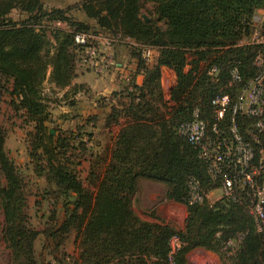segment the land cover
<instances>
[{"label": "trees", "instance_id": "1", "mask_svg": "<svg viewBox=\"0 0 264 264\" xmlns=\"http://www.w3.org/2000/svg\"><path fill=\"white\" fill-rule=\"evenodd\" d=\"M148 4L153 9L145 20ZM259 10H264V0H82L67 9L50 8L45 0H0V91L9 95L13 112L22 113L25 124L33 127L29 134L33 173L54 189L51 193L46 187L43 196L55 209L42 235L55 260L65 262V245L74 235V264H188L189 253L196 249L221 255L230 264H264V234L242 206L226 201L189 206V180L196 178L209 187V179L197 151L177 133L196 107L203 109L205 118L209 115L211 100L233 67L245 79L258 72L253 63L258 48L238 44L251 33ZM55 22L66 23L72 31L54 27ZM75 32L122 34L159 50L153 67L131 50L139 58V70H144L142 86L131 80L107 103L99 96L107 110L106 127L126 120L111 152L103 156L94 154L99 145L88 129L95 127L97 118L74 114L77 96L89 92L85 85H74L81 74ZM212 65L220 68L221 83L207 76ZM163 68L177 78L169 100ZM46 84L74 99L63 121L53 119ZM76 118L81 125L63 128L65 120ZM51 122L59 124L57 135H51ZM89 152L87 186L78 168L79 158ZM142 180L164 184L168 200L188 207L182 231L154 213L149 216L155 222L138 216L133 204ZM27 202L25 178L7 149V129L0 125L4 240L12 264H43L35 245L41 232L30 224ZM174 236L182 247L172 254ZM229 241L239 245L235 257L228 256Z\"/></svg>", "mask_w": 264, "mask_h": 264}, {"label": "built area", "instance_id": "2", "mask_svg": "<svg viewBox=\"0 0 264 264\" xmlns=\"http://www.w3.org/2000/svg\"><path fill=\"white\" fill-rule=\"evenodd\" d=\"M53 26L72 31L63 22H55ZM74 40L79 69L98 79L118 69L114 54L118 45L136 51L146 66L156 64L159 56L157 47L122 34L75 32ZM238 46L258 48L253 62L258 72L245 79L233 67L212 98L209 115L205 118L203 109L196 107L192 118L181 123L177 133L197 151L209 179V187L196 178L189 180V206H214L221 201L242 206L254 220L256 230L264 234V14L254 16L251 33ZM188 56L193 58L191 54ZM204 67L201 63V69ZM206 73L214 82H222L218 66H210ZM166 78L165 97L169 100L176 83L171 76ZM93 92L102 94L96 87ZM101 97L106 103L112 101V96ZM243 238L239 237V243ZM170 246L175 254L182 247L179 237L174 236ZM226 249L228 256H236L239 245L229 241ZM71 262L69 259L67 264Z\"/></svg>", "mask_w": 264, "mask_h": 264}, {"label": "rangeland", "instance_id": "3", "mask_svg": "<svg viewBox=\"0 0 264 264\" xmlns=\"http://www.w3.org/2000/svg\"><path fill=\"white\" fill-rule=\"evenodd\" d=\"M66 8H69L71 6H75L76 4H79L81 0H45V4L48 5L50 8H63L64 4H69ZM151 7H147L143 11V15L148 17L150 16V9ZM78 14V13H77ZM79 16V14L77 15ZM81 71V70H80ZM84 73L81 71V74ZM163 84V83H162ZM176 85V84H175ZM164 91L166 92V85L163 84ZM94 93V92H93ZM97 94V93H94ZM45 96H46V103L49 106L52 116L54 120H61L63 121L64 116H68L70 111V104L73 102L74 99L68 97L64 98V94L62 92H59V90H52L50 88V84H46V90H45ZM101 96V95H98ZM76 101L78 102V105L76 106L77 109L75 110L74 114H77L78 116L82 115L85 117L93 116L94 114H100L102 112V109H105L104 107H97L93 109H85L82 105L85 104V98L84 96H80L76 98ZM10 97L6 92L0 91V116H3V120L1 122L7 123L9 126H11V129L7 130V144L8 148L12 146L15 141L16 142H22V141H30L29 140V134L33 131V127L30 125L27 127V124H25V118L24 116L21 117V114H15L13 110H10ZM105 113V111H103ZM23 115V114H22ZM103 118V116H100ZM17 118V120H16ZM23 119V122H20L19 119ZM7 121V122H6ZM62 123V122H61ZM58 124V123H57ZM104 123L99 124L98 128L99 131L104 129ZM61 125V124H60ZM64 126V129L67 130V128H70L69 121L65 120L62 124ZM2 126V125H1ZM49 130H52L55 132L54 135H57L56 131L58 130L59 124L56 125V122L48 123ZM7 129V128H6ZM26 130V137L24 136L25 132L23 130ZM18 132H23V135H18ZM104 144H107L109 146L110 142L109 139L106 138L103 140ZM98 148L94 149V154H101L103 156L106 154L104 152V148L101 146V142L97 141ZM23 146V144L21 145ZM13 147V146H12ZM11 147V148H12ZM78 147H81L78 145ZM30 146L28 149L23 150V148L16 149L13 147L12 151L14 154L11 156L14 160L16 165L19 167L20 171L22 172L25 182H26V190H27V207H28V214L30 219L31 226L41 232V235L39 236L38 240L36 241V248L39 250L42 254V260L44 261L43 264H51V262H57L58 264H67L68 259H70L73 263L74 257L77 255V248L75 246V237L74 235L70 237L67 244L65 245V262L63 260V263L60 261L55 260L54 255L51 254V251L47 248L45 239L42 235L43 231L47 228V223L49 222L50 213L52 212L55 207L53 206V201H43L44 194L46 195V187L48 188L47 191L54 192L53 188L47 185V182L45 179L38 178L34 173L33 175L36 176V178L29 173L30 169H27V166L29 165L28 162H26L25 156L28 155L30 157L29 152ZM28 150V151H27ZM22 152V153H20ZM91 153L89 152L87 154H84L79 158V162H81V167L78 168L79 170V177L84 182L87 178V175L83 172L82 166L84 165V158H86V162H91ZM76 154H79L76 152ZM15 155V156H14ZM24 157H21V156ZM77 162V159H76ZM87 166V165H86ZM24 169H26L24 171ZM32 170H34V166L31 167ZM34 172V171H32ZM32 179H34V184L32 183ZM45 182H44V181ZM85 185L86 182H84ZM88 186V185H87ZM140 193L139 198L136 203V208L141 213H145L146 215L155 214L158 215V218H164L166 222L171 224L177 231H182L185 227L186 219L188 217V207L183 203H177L175 201L168 200L167 195V188L164 184L152 182L148 180H142L140 182ZM52 197L56 198V195H53ZM58 215L61 216V208H57ZM4 225L5 220L2 211H0V264H12L11 259V251L8 249L7 244L4 240ZM190 263L189 264H230V260H226L221 255L206 252L204 250H195L190 255ZM235 257V256H230Z\"/></svg>", "mask_w": 264, "mask_h": 264}, {"label": "crops", "instance_id": "4", "mask_svg": "<svg viewBox=\"0 0 264 264\" xmlns=\"http://www.w3.org/2000/svg\"><path fill=\"white\" fill-rule=\"evenodd\" d=\"M67 1H69V0H67ZM71 4H72L71 2L69 4H66V5L64 4L62 9H67L66 7H68ZM147 7H151L150 9H153L152 4H148ZM256 14H264V10H259V11H257ZM14 15L16 17H18L16 14H14ZM75 16L81 21L85 20V17L83 14H79V16H77V15H75ZM114 54H115V57L117 60L118 69L113 74H111L110 76H108L104 79H98L93 74L82 73L74 81V85H85V87L89 90L88 93H82V94L77 96V97L84 96L85 104L82 106L85 109H93L94 110V108L102 107V104L100 103V97L98 96L100 94L97 95V94L93 93V88H95V87H96V89L99 88L102 91V94H101L102 96L110 97V96H112L113 93L121 92L124 89V87L129 84V82L131 80L132 81L134 80L135 84L138 86H142L144 84V81H145L144 70L143 69L139 70V58L134 54V52L125 46L118 45L114 48ZM192 59L193 58H191V56H188L189 61H191ZM151 67H153V65ZM186 69L190 70L191 66L188 65ZM162 72H163L162 73V83L163 84H164V82H166L167 76H171V78H173L175 80V83H176V80H177L176 74L172 70H170L168 68H163ZM51 87L52 86L50 85V88ZM123 101H125V99H123ZM9 109L12 110L11 107H9ZM103 111H105V113H106L107 110L102 109V112L99 115L98 114L93 115L97 118V123H96L95 127H89L88 129H89V131H92L94 133L95 139L102 143L101 146L106 147V148H104V152L107 151V153L109 154L111 152L116 140H117V136H118L120 130L125 125L126 120L121 119L120 125H113L111 127H106V125H105V113ZM100 116H103V118H101ZM3 119H4L3 116H0V125L7 128V130L11 129V126H9L7 123L5 124V123L1 122ZM16 120H17V118H16ZM19 121L23 122V119L20 118ZM69 123L71 124L70 127H75L76 125H81V119L76 118V119L69 121ZM102 123H104L103 124L104 129L99 131L98 125L102 124ZM29 126L30 125H27V127H29ZM63 128H64V126H63ZM21 130H23V132H25L24 136L26 137V130L25 129H21ZM23 132H18V135H23ZM106 138L109 139V142H110L109 146L107 144H104L103 140ZM22 142H24V143H22L23 146H21L22 145L21 142H16V141L12 146L15 148V150L19 149V148H21V149L23 148V150H25V153H26V149L29 148V142L28 141H26V142L22 141ZM7 146H8V144H7ZM12 146H10L9 148L7 147L11 156L14 154V152L12 151V148H13ZM89 146L92 147L93 144H89ZM99 146H100V144H99ZM20 153H22V152H20ZM21 157H24V156L22 155ZM25 158L27 160L26 162L29 163V165L27 166V169H30L29 173L31 175H33V172H32L33 170L31 169V167H32L31 158L28 155H26ZM86 158H87V156H85V158H84V165L82 166V169L88 178L91 162L90 161L86 162ZM25 170L26 169H24V171ZM21 171H23V170H21ZM34 177L36 178V176H34ZM87 178L84 182H87ZM31 180H32V183L34 184V179L31 178ZM139 193H140V189L134 198V204L133 205H134L135 212L138 214V216L142 220L148 221V222H155L154 219H152L150 216L143 213L144 211L141 213L140 211L137 210L136 203H137L138 198H139ZM158 215H156V216L159 217ZM162 220H164V218H162ZM196 250H204V249H196ZM194 251L195 250L191 251L188 255V264L190 263V257H191L190 255ZM204 251H206V250H204ZM206 252H209V251H206Z\"/></svg>", "mask_w": 264, "mask_h": 264}, {"label": "water", "instance_id": "5", "mask_svg": "<svg viewBox=\"0 0 264 264\" xmlns=\"http://www.w3.org/2000/svg\"><path fill=\"white\" fill-rule=\"evenodd\" d=\"M142 18L145 19V20H148V18L146 16H144V15L142 16ZM54 134H55V132L51 131V135H54Z\"/></svg>", "mask_w": 264, "mask_h": 264}]
</instances>
